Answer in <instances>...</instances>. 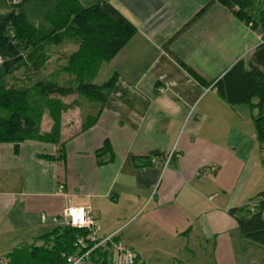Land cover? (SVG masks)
<instances>
[{
  "label": "crops",
  "instance_id": "1",
  "mask_svg": "<svg viewBox=\"0 0 264 264\" xmlns=\"http://www.w3.org/2000/svg\"><path fill=\"white\" fill-rule=\"evenodd\" d=\"M10 1L0 0L5 69L24 58L7 28ZM107 1L136 32L105 63L116 77L96 121L82 130L87 113L74 106L60 143L0 142V252L62 225L72 204L89 207L100 236L135 250L134 264H264V247L230 213L264 192L254 113L213 88L261 35L217 0ZM56 2L27 0L20 11L40 23ZM77 47L51 52L52 68Z\"/></svg>",
  "mask_w": 264,
  "mask_h": 264
},
{
  "label": "trees",
  "instance_id": "2",
  "mask_svg": "<svg viewBox=\"0 0 264 264\" xmlns=\"http://www.w3.org/2000/svg\"><path fill=\"white\" fill-rule=\"evenodd\" d=\"M25 1L11 0L7 17L11 41L24 58L7 69L0 65V142L16 145L25 140L60 143L63 113L68 108L83 105L84 115H87L81 123L82 130L96 121L95 110L99 112L116 76L112 74L100 84L94 80L102 65L134 35L136 27L107 0L91 5H82L78 0H57L40 23L20 11V5ZM217 1L248 23L263 40L247 59H239L228 68L213 83V88L231 107L246 104L251 109L258 107L261 110L264 107V3L254 10L255 0ZM66 41H76L78 47L70 53L61 51V58L53 62L51 73V52L57 51ZM19 70L20 82L16 74ZM58 71L72 77L70 82L61 84L54 79ZM23 72H27L26 75ZM73 94L76 95L75 102L67 104L62 100ZM93 103L96 105L92 106ZM44 118L48 128L42 126ZM252 121L262 151L264 114H252ZM107 148L98 149L97 156ZM230 213L235 217L242 237L264 247V192L245 206L230 209ZM88 234L86 228L58 225L29 243L0 252L3 260L0 264H68V255L80 254L91 247L88 240L85 241L86 248L76 242L79 236L85 238ZM110 255V246L96 248L90 253L88 264H112Z\"/></svg>",
  "mask_w": 264,
  "mask_h": 264
},
{
  "label": "built area",
  "instance_id": "3",
  "mask_svg": "<svg viewBox=\"0 0 264 264\" xmlns=\"http://www.w3.org/2000/svg\"><path fill=\"white\" fill-rule=\"evenodd\" d=\"M3 58L0 57V63ZM262 165L264 169V149L262 150ZM165 166V162H164ZM212 169V168H211ZM206 168L205 170H211ZM59 191H62V186H59ZM76 213L73 215V213ZM62 225H68L78 229L86 228L89 234L83 238L79 236L76 240L81 248H86L87 242L91 245L90 248L80 254H70L66 257L68 264H88L90 253L96 248L110 246V259L112 264H134L137 259V253L122 239L118 238L116 233H112L103 237L98 236L99 226L96 217L92 214L88 206L68 205L62 214ZM88 240L86 243L85 241ZM0 259V263H2Z\"/></svg>",
  "mask_w": 264,
  "mask_h": 264
},
{
  "label": "rangeland",
  "instance_id": "4",
  "mask_svg": "<svg viewBox=\"0 0 264 264\" xmlns=\"http://www.w3.org/2000/svg\"><path fill=\"white\" fill-rule=\"evenodd\" d=\"M264 3V0H255V6H254V10H256V9H258V8H260V7H262V4ZM31 17V16H30ZM31 19H33L32 17H31ZM50 64V63H49ZM56 66H57V64L56 63H54ZM49 67H50V65H49ZM49 68H46L45 70H48ZM50 69L52 70L53 68H52V66L50 67ZM25 75H26V73L27 72H23ZM55 76L56 77H54V79H58V81H60V83L61 84H67L68 82H70V80H71V78L72 77H70L69 75H67V74H65V73H61L60 71H58V74L56 75L55 74ZM109 78V68L107 67V65L104 63L103 65H102V67L100 68V71H99V73H98V75L96 76V78H95V82L96 83H98V84H100V83H102V82H104V81H106L107 79ZM76 95L75 94H73V95H71V96H65V97H63L62 98V100L65 102V103H67V104H71L72 102H75L76 101ZM254 102H257L256 100H254ZM93 105H96V103H93L92 104V106ZM244 110H247L248 112H252V113H254V114H257V113H262V114H264V107L261 109V110H259L258 109V107H254V108H250L248 105H246V104H242V105H240ZM95 108V107H94ZM68 112L70 113V111H69V108L67 109V110H65V112L63 113V115L64 116H68ZM70 115V114H69ZM46 118H44V122H43V124H42V126H43V128L44 127H46V128H48L49 126H48V124L46 123ZM65 125H68V124H65ZM69 126V125H68ZM70 127V126H69ZM71 128V129H70ZM69 129L70 130H75V129H77L78 128V126L77 125H74V127H70ZM38 244H41V242H39Z\"/></svg>",
  "mask_w": 264,
  "mask_h": 264
},
{
  "label": "clouds",
  "instance_id": "5",
  "mask_svg": "<svg viewBox=\"0 0 264 264\" xmlns=\"http://www.w3.org/2000/svg\"><path fill=\"white\" fill-rule=\"evenodd\" d=\"M76 213L74 212L73 215H75Z\"/></svg>",
  "mask_w": 264,
  "mask_h": 264
}]
</instances>
